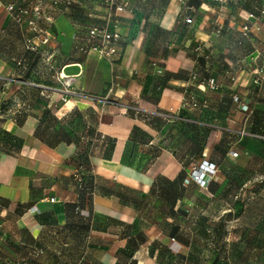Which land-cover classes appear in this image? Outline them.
<instances>
[{"label": "crops", "instance_id": "crops-1", "mask_svg": "<svg viewBox=\"0 0 264 264\" xmlns=\"http://www.w3.org/2000/svg\"><path fill=\"white\" fill-rule=\"evenodd\" d=\"M129 2L132 13H119L121 40L113 62L75 48L79 0L56 18L46 51L65 61L63 73L86 96L62 101L40 83L48 88L43 102L25 104L20 120H11L21 143L0 151V264H167L157 255L183 246L185 202L203 207L210 201L189 171L203 158L215 162L217 173L203 184L213 185L218 160L208 147L209 123L190 115L219 109V88L212 97L211 90L200 89L204 108H185L189 117L179 114L185 87L195 90L192 70L219 83V36L210 29L220 3ZM229 2L222 10L234 15L240 3ZM181 5L188 19L177 22ZM240 6L248 9V3ZM9 22L0 8V31ZM261 24L264 30V19ZM198 42L209 48L208 59L192 52ZM0 76L10 91L22 92L17 73L0 68ZM215 121L210 125L219 126ZM193 128H204L203 139L193 137ZM167 185H182L189 198L165 196ZM85 187L91 191L83 192ZM35 248L43 251L38 258L30 255Z\"/></svg>", "mask_w": 264, "mask_h": 264}, {"label": "rangeland", "instance_id": "rangeland-1", "mask_svg": "<svg viewBox=\"0 0 264 264\" xmlns=\"http://www.w3.org/2000/svg\"><path fill=\"white\" fill-rule=\"evenodd\" d=\"M79 1V31L83 32L88 24L100 22L105 8L100 0ZM229 1L219 2V23L223 26L218 35L219 109L190 115L209 123L208 147L218 160V176L213 185H206L210 201L203 207L193 206L189 199L185 202L182 213L188 218L183 220L181 231L184 244L174 253H166L167 264H264V40L261 39L264 18L243 35L241 23L250 19L240 15L241 4L237 5L234 15L222 10ZM95 5H99L98 10L104 8L102 13ZM9 21V28L0 31V68L4 74L17 73L18 85L23 90L10 91L8 79L0 76V151L14 150L21 143L11 120H20L25 104L43 102L48 88L42 87L43 91L37 84L54 88L62 101L86 96L70 77L60 75L65 61L54 55L45 57L47 51L26 50L25 38L29 35L26 23L10 18ZM206 52L210 57L209 48ZM212 91L215 90L208 91L209 97L213 96ZM189 92L197 103L189 107L197 111L204 108L200 89L195 86ZM89 98L95 101L94 97ZM189 107H182L179 115L189 117L185 110ZM216 118L219 126H211ZM215 129H219L217 139ZM192 133L198 141L203 139L205 131L193 128ZM186 189L182 185H167L163 193L188 197L191 192L187 190L186 194Z\"/></svg>", "mask_w": 264, "mask_h": 264}, {"label": "built area", "instance_id": "built-area-1", "mask_svg": "<svg viewBox=\"0 0 264 264\" xmlns=\"http://www.w3.org/2000/svg\"><path fill=\"white\" fill-rule=\"evenodd\" d=\"M179 1L183 2V0ZM214 1L224 2L226 0ZM236 1L240 4L249 1V8L242 10L245 11V15L250 19V22L241 23L242 33L247 35L250 29L258 26L264 18V3L261 0ZM76 2L77 0H12L6 3L0 1V8L13 21L26 23L29 31V35L25 38L26 50L31 52L41 51L43 53L46 52V47L53 38L52 27L57 16L65 13L67 8ZM100 3L105 8L100 22L88 24L83 32L76 31L72 39L74 40L75 48L79 52L85 54L94 52L99 58L113 62L118 54V45L121 40L119 13L124 11L132 13V5H130L128 0H100ZM61 6L62 9L60 8ZM187 18V7H182L181 5L178 13V22ZM222 28L223 26L219 23L218 16L213 18L210 34L218 36ZM207 48L204 43L198 42L193 50L197 56L208 58ZM48 54L47 52L44 56L48 57ZM152 64L155 65L154 63ZM189 82L195 84L199 89L216 90L219 88V83L214 77L203 76L197 71L189 73ZM115 85L116 83H112L108 91L111 92ZM65 92L69 91L66 90ZM190 105L196 106L197 103L188 91V87H185L181 106L189 107ZM217 170L215 162L203 158L191 165L189 174L196 184L206 187V185H203L205 177L215 175ZM75 210L78 211L79 206H76ZM42 252L40 248L33 249V257H40Z\"/></svg>", "mask_w": 264, "mask_h": 264}, {"label": "trees", "instance_id": "trees-1", "mask_svg": "<svg viewBox=\"0 0 264 264\" xmlns=\"http://www.w3.org/2000/svg\"><path fill=\"white\" fill-rule=\"evenodd\" d=\"M260 1V0H259ZM246 3H248V8H249V1L248 2H246ZM183 7V6H182ZM177 22H178V16H177ZM195 55H196V53H195ZM196 57H198V58H203L202 56H197L196 55ZM197 72H199L201 75H203V76H207L204 72L202 73V72H200V71H198V70H196ZM188 91H191V90H189V88H188ZM151 186H154V185H151ZM86 188V189H85ZM84 188V190H82L83 192H89V191H91V189L89 188V187H85ZM157 257L158 258H160V259H164L166 256H165V254H163V253H159L158 255H157ZM116 264H117V262H116Z\"/></svg>", "mask_w": 264, "mask_h": 264}, {"label": "bare ground", "instance_id": "bare-ground-1", "mask_svg": "<svg viewBox=\"0 0 264 264\" xmlns=\"http://www.w3.org/2000/svg\"><path fill=\"white\" fill-rule=\"evenodd\" d=\"M60 75L62 76V77H64V78H66V77H69L70 75H66L65 73H63V70H61L60 71ZM68 79V78H67Z\"/></svg>", "mask_w": 264, "mask_h": 264}]
</instances>
